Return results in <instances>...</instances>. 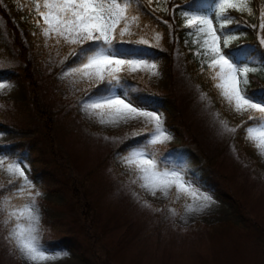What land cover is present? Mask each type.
I'll return each mask as SVG.
<instances>
[{"label":"rangeland","instance_id":"374dc122","mask_svg":"<svg viewBox=\"0 0 264 264\" xmlns=\"http://www.w3.org/2000/svg\"><path fill=\"white\" fill-rule=\"evenodd\" d=\"M155 36L153 42L163 46ZM4 39L12 53L0 55V82L11 88L0 90V152L25 159L29 178L43 193L37 199L41 243L68 253L47 264H264V156L245 139L244 129H222L221 121L234 127L247 114L231 111L217 89L221 110L208 95L203 99L178 48L154 59L145 55L158 64V76L147 71L122 76L139 90L172 99L170 110L149 102L163 113L173 136L156 146L157 155L171 153L167 166L185 171L194 160L208 178L200 182L186 171L187 177L215 201L192 214L185 212L183 198L153 197L131 182L133 174L117 154L143 139L133 138L143 122L104 126L82 111L94 87L60 78L66 47H53V41L45 47L41 36V43L29 44L28 60H20L0 19V42ZM13 143L19 145L5 147ZM34 167L40 176H34ZM10 179L0 172V191L10 187ZM5 234L0 226V264H27Z\"/></svg>","mask_w":264,"mask_h":264},{"label":"snow or ice","instance_id":"6c2138e0","mask_svg":"<svg viewBox=\"0 0 264 264\" xmlns=\"http://www.w3.org/2000/svg\"><path fill=\"white\" fill-rule=\"evenodd\" d=\"M155 2L159 4L160 0ZM141 4L143 0L140 4L137 0H31L28 11L35 13L33 19L45 47L53 41V47L67 48L60 63L69 60L70 63L62 70L60 78L72 77V85L86 81L96 89L94 92L85 90L88 94L81 105L82 111L90 118L99 117V123L104 126L143 122V128L133 133V138L142 136L143 139L117 154L121 164L133 174L131 182L153 197L159 193L165 198L174 196L175 201L183 198L186 213H200L215 201L187 177L183 167L170 168L168 157L161 159L157 155L156 146L173 139L165 126L163 113L152 107L139 89L122 76L145 71L152 77L159 75L158 64L149 62L141 49L124 46L133 43L125 37L137 36L134 29L141 27ZM147 5L156 10L152 7L153 0H147ZM186 8L178 6L177 10L195 46L193 54L201 61V71L207 70L213 86L231 111L240 116L247 114V119L234 127L227 120L221 121L222 129L232 133L244 129L245 139L257 149L258 155L264 156V90H248L250 74L264 72V57L258 63H249L241 59L242 52L225 51L239 35L234 29L240 28V20L232 13L254 15L252 0H190ZM259 20L258 27L264 32V7L259 9ZM161 38L157 33L155 39ZM134 42L149 44L144 37ZM260 44L264 45V36ZM6 86L11 88L0 82V90ZM201 97L207 99V94L201 93ZM248 121L253 123L248 124ZM0 172L11 177L10 187L0 191V226L5 229L8 244L27 264H47L68 255L53 252L41 243V212L37 199L43 193L29 178L26 160L0 152ZM172 212L176 214L174 209Z\"/></svg>","mask_w":264,"mask_h":264},{"label":"trees","instance_id":"16d2710c","mask_svg":"<svg viewBox=\"0 0 264 264\" xmlns=\"http://www.w3.org/2000/svg\"><path fill=\"white\" fill-rule=\"evenodd\" d=\"M189 2L190 0H167V2H165V0H160V3L156 4L155 0H153L152 7L156 9L153 11L152 8L147 5V0H143V4L140 5L143 8L140 18L141 27L140 29H134V31L137 32V36L125 37L126 40H132L133 43L125 44L124 46L141 49L144 55L151 59L160 57L163 55L165 50H174L175 48H178L183 56V61L187 72L191 75L194 82L199 84L201 89L211 98L215 108H220L219 110H221L222 102L218 97L216 88L213 86L214 82L210 79L207 70L204 72L201 71V61L196 55L193 54L195 51V46L191 44V37L187 35L188 30L183 28V21L181 16L178 14V6L184 7L185 10H187L186 6ZM137 4H140V0H137ZM31 6V0H0V19L4 23V29L6 32H8L13 45L17 49V58L23 61L28 60L27 51L29 44H31L32 41L40 42L41 38V35L39 34L40 30L37 28L35 20L33 19L35 13L32 12L29 14L28 11L29 7ZM135 7L136 5H133V9H135ZM261 7H264V0H252V9L255 13L254 15H240L238 13H232V15L236 16L240 20V28L234 29L239 33V35L236 40L229 44L225 51H231L234 49L238 50L242 52L241 59L249 63H258L259 60L264 57V47L260 44V38L264 36V32H261L258 27L260 23L259 9ZM164 8H170L173 11L166 12L162 10ZM165 21H167V23H165ZM33 33H36V35H33ZM157 33L162 37L161 39L163 46H157L158 43L153 42V37ZM139 37L148 39L149 44H136L134 41ZM185 41H189V43L186 44ZM0 44L4 48L2 52L0 51V55L8 56L12 53L9 46H7L5 39L1 41ZM68 63H70V60L66 62V64ZM26 74V77H30L32 72L27 70ZM124 79H126L130 85H137L136 82H134L128 76H125ZM249 79L250 84L248 86V90L250 92H259L264 90V72L254 75L250 74ZM92 91L94 92L96 89L94 88ZM139 92L142 96L147 98L148 102H151L158 107H162L163 109L167 108L170 110V108L173 106V101L169 97L162 95L154 96L145 90H139ZM35 99L38 101V97H35ZM38 107V110H41L44 113L45 109L40 108V106ZM228 119L230 120V118ZM234 123L237 124L239 121H235ZM252 123L253 121H248V124ZM139 140L140 138L137 140H132L128 143ZM16 145L19 144L13 143L6 145L5 147L11 150L15 148ZM165 152L163 153L161 159L168 156V154ZM171 158L172 157H170V159ZM170 159L168 158L169 162ZM193 161L189 164V166H187L190 167L186 170L188 175L198 179L200 182H205L204 180L208 178V176L205 174V171H202L201 168H195L194 164L196 162L194 161L193 163ZM33 173L36 177L41 175L39 172H37L36 167H34Z\"/></svg>","mask_w":264,"mask_h":264}]
</instances>
